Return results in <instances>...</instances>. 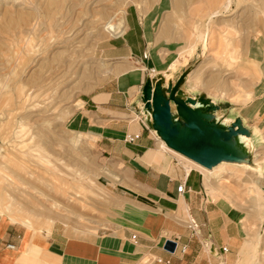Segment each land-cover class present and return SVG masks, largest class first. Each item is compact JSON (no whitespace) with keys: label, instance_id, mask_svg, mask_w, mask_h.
Returning a JSON list of instances; mask_svg holds the SVG:
<instances>
[{"label":"rangeland","instance_id":"374dc122","mask_svg":"<svg viewBox=\"0 0 264 264\" xmlns=\"http://www.w3.org/2000/svg\"><path fill=\"white\" fill-rule=\"evenodd\" d=\"M224 2L0 0V218L25 234L21 253L28 249L31 259L35 244L47 249L53 228L70 239L89 238L113 223L151 218L140 201L124 195L122 164L103 154L79 113L82 99L111 88L120 71L149 66L119 58L124 47L111 48L129 10L142 23L152 13L155 53L165 63L174 58L171 66L185 65L166 76L165 88L172 84L175 93L164 96L176 98L185 86L186 94L206 100L215 126L250 147L257 163L231 160L235 165L226 164L218 178L203 180L202 195L239 235L229 264H264V0H229L222 12ZM143 87L134 89L146 115ZM176 159L183 170L187 163Z\"/></svg>","mask_w":264,"mask_h":264},{"label":"crops","instance_id":"0c3cea01","mask_svg":"<svg viewBox=\"0 0 264 264\" xmlns=\"http://www.w3.org/2000/svg\"><path fill=\"white\" fill-rule=\"evenodd\" d=\"M154 18L152 13L146 14L142 23L137 11L127 10L125 30L121 36H116V42L120 40V43L111 46L114 50L126 49L119 58L136 57L137 63L149 65V68L135 66L121 71L111 88L86 95L79 111L81 125L97 136L103 154L114 163L122 164V182L118 184L124 195L140 201L151 218L133 224L128 221L129 225L113 223L106 232L89 238L70 239L64 231L53 228L44 240L47 249L37 248L35 244L31 259L28 249L22 253L19 249L25 234L13 222L0 218V264H16L17 261L31 264L42 261L55 264H217L208 242L223 256L224 264L232 262L239 235L230 231L228 216L217 213L216 204L202 195L205 192L203 173L193 166L187 172L188 164L181 165V170L177 156L160 148L155 129L145 113L139 111L141 102L134 87L145 83L152 72L168 69L174 59L165 63L167 59L154 51L150 31ZM141 45L143 50L135 54ZM128 136H133L134 140L128 142ZM147 154L151 155V161L146 159ZM180 183H185L188 191L178 193ZM167 239L178 244L173 252L163 247ZM7 244L15 247L10 249ZM181 246H185L183 253ZM222 248L226 250L222 252ZM146 256L149 259L145 262Z\"/></svg>","mask_w":264,"mask_h":264},{"label":"bare ground","instance_id":"6f19581e","mask_svg":"<svg viewBox=\"0 0 264 264\" xmlns=\"http://www.w3.org/2000/svg\"><path fill=\"white\" fill-rule=\"evenodd\" d=\"M228 3H229V0H225L224 4L222 5L223 7L221 6L222 7V12L225 11L224 9L228 8ZM215 14H217V13H215ZM173 65H174V67L180 66V64H176V65L173 64ZM170 66H171V64H170ZM172 66H171V68H169L170 70L169 69H165L163 72L154 71L148 77V82H149V86H150L151 91H152V95H153V97L154 96L158 97L156 102L154 100L152 101L153 106L155 104L163 102V98L161 96V93L165 89L166 76L168 74H171V72H172L173 73V77H174V72L177 69H181L185 65L176 68L174 71H173ZM185 89H186V87L182 85V92L180 94L178 92V94H176V97L179 99V101L181 103L190 104L191 106H193V108H192L193 115H189V114L184 115V114L178 113L176 111V109H175V103L170 101V107H171V112L170 113H171L172 118L175 119L174 123L177 125V127L179 129V132H180L179 133V137L181 138L180 145L182 146L183 145V140L187 136L192 134L193 132L196 133L198 136L203 135L204 131H205V129H204L205 124L211 126V128L215 129L216 131H224V129H222V128L220 129L219 126L218 127L215 126L214 122L212 121V119L214 118V115L209 112V107H205V106L203 107L202 106V105L206 104V100H204V99H201V100L195 99L194 97L186 94V90ZM195 104L200 105L199 107L201 109H195V107H194ZM152 109H153V107H152ZM152 112H153V110H152ZM190 128H191L192 131H190ZM155 134H156V138L159 139L160 148H162V149H164L166 151H169V152L173 153L174 155H176L177 157L183 159L188 164V168H186L187 172H188L190 166H193V167H196V168L200 169V171L204 175V179H206L208 176H211V177L214 176L215 178H218L221 175L222 171L227 168V167L225 168L226 164L235 165V164H233L234 162H231V160H235V159L240 158L242 160L245 159V161H247V164H250V165H255L257 163L256 160H254V159H252L250 157V152H251L250 147H248L247 144L244 143L241 140L239 135L234 134V133H231L229 140H224L222 137H218V135L216 136L217 141H218L217 142L218 146L222 147L224 152H226L231 158H226V159L225 158H222V159L219 158L220 160H217L218 162H215V163L211 162V163L206 164V165H202V164H200L198 162V160L189 158V157L179 153L178 151L174 150L173 148L169 147L167 145V142L164 139L162 133L159 130L155 129ZM146 159L151 161L152 160L151 155L147 154ZM209 165H211V166L209 167ZM260 176H261V174H260ZM214 177H212V178H214ZM207 179L208 180H212V179H209V178H207ZM257 183H258V181H257ZM259 183H260V181H259ZM210 185H211V182H210ZM0 214H1V211H0ZM10 218L13 221H16L12 217H10ZM172 241L175 242V240H172ZM207 244H208V249L210 250V252L212 254H214L217 258H219L220 255L217 252V249L215 247H211V244L209 242ZM148 259L149 258H147V259H145L143 261L146 262Z\"/></svg>","mask_w":264,"mask_h":264},{"label":"water","instance_id":"95a60500","mask_svg":"<svg viewBox=\"0 0 264 264\" xmlns=\"http://www.w3.org/2000/svg\"><path fill=\"white\" fill-rule=\"evenodd\" d=\"M171 88L172 84L170 85V88H165L162 91L163 102L153 106L152 101L154 100L156 102L158 97H153L148 78L144 83L141 99L142 102H144V107L147 111L146 116L152 129H157L162 133L169 147L189 158L198 160V162L202 165H206L211 162H218L217 160H220L219 158H231L226 152H224L222 147L218 146L216 138L218 135V137H222L224 140H229L231 131H216L207 124L204 126L205 131L203 135L198 136L196 133L191 132L192 134L183 140V145H180V132L177 125L174 123L175 119L172 118L170 113V100L175 103L176 111L184 115H193V106L181 103L177 97H171V99L166 98L164 96V91H171L173 94L175 93L173 92L174 89L170 90ZM190 131H192L191 128ZM210 166L211 165H209V167ZM175 246L176 243L174 241L167 239L164 242L163 247L165 250L173 252L175 250Z\"/></svg>","mask_w":264,"mask_h":264},{"label":"built area","instance_id":"2783aa9c","mask_svg":"<svg viewBox=\"0 0 264 264\" xmlns=\"http://www.w3.org/2000/svg\"><path fill=\"white\" fill-rule=\"evenodd\" d=\"M126 140L128 142H132L134 140V137L133 136H128L126 138ZM185 191H188V189L185 187V183H180L178 186H177V192L178 193H184ZM176 242V241H175ZM178 246L177 242H176V247ZM7 247L10 248V249H13L15 246L13 244H7ZM175 247V248H176ZM223 250L225 251L226 248H223ZM180 251L183 253L185 251V246H181L180 247Z\"/></svg>","mask_w":264,"mask_h":264}]
</instances>
